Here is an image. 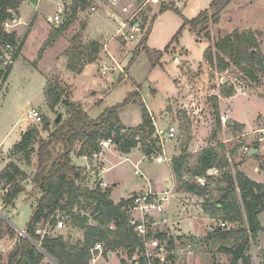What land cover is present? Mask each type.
<instances>
[{"label":"rangeland","instance_id":"1","mask_svg":"<svg viewBox=\"0 0 264 264\" xmlns=\"http://www.w3.org/2000/svg\"><path fill=\"white\" fill-rule=\"evenodd\" d=\"M27 1L28 3L26 2L22 7V15L18 10L19 17L15 19L17 23L14 19L6 22L12 25L10 32H16L18 39H25V42L22 55L16 61L14 71L10 75L9 85L7 86L8 91L5 90L0 96V190L5 186L4 174L11 164L18 166L24 173L22 177H19L24 191L16 197L13 205L7 207L6 204L2 205L0 203L3 220L16 232H18L17 230L28 229L41 198V193L33 183L38 164L37 153L32 155L30 162H27L22 155L14 153V147L19 143L21 135L28 131V128H38L41 138L48 140L54 132V125L58 117H61L60 121L68 118L65 105L60 104L55 110H50L48 106L45 89L49 82L53 83L55 80H59L67 93L70 94V100L80 104L92 120L98 119L103 113L114 107H119V118L124 126L138 127L142 123V113L145 107L157 116L164 111V114L158 118V124L161 123L159 126H164L167 130L170 126L175 125L178 128L175 141L177 147L183 150L187 145V148L190 147L189 151L192 145L195 146L194 141H197L198 146L205 145V147L210 142L212 131L209 132L202 125L197 127L198 125L194 121V119H198L199 114L204 116L210 126L209 128L217 130L212 98L214 95H218L222 128L218 131L217 143L223 144L226 151H236L235 156L240 160L249 158L247 155L240 153L246 145H244L245 140L238 137L246 133L244 131L250 130L246 126L243 130H239L233 125L242 122L246 123L250 129L252 127V129H256V124L259 127L264 126V66L255 63V57L258 55L264 56V0H234L222 13L220 23L210 24L200 34L193 33L186 22L193 20L201 12L209 9L214 0H156V3L152 2V4L146 6L143 3L147 0H142V2L125 0V4L130 6V12L124 15H121L120 12L121 5L115 7L108 0H94L90 8L79 14L77 21L70 29L52 47L48 48L41 60H39L41 48L50 35L62 26L67 14L64 12L59 23H50L49 19L55 17L60 9L65 11L67 5L64 4L63 0ZM172 4L178 9L177 11L160 12L162 5L169 6ZM93 8H95V11H93ZM136 12H140L134 18L137 23L135 24L133 21L125 32L127 36L133 35L134 39L126 42L123 38L117 36L120 21L129 22L131 15ZM114 14L118 16L117 20L114 19ZM20 16L25 17L27 21L21 22ZM154 16H156V19L151 23ZM142 24L143 28H140L139 25ZM134 25L139 26V31L135 29ZM149 29L150 33L146 42L147 48L142 49L140 47L138 51L137 47L144 36L147 35ZM235 32L241 34L252 32L259 41V49L251 55L252 63L255 65L253 70L256 76L255 81L238 67L232 65L227 71L221 72L216 68H212L206 61L211 51L212 56L216 57L215 43ZM207 33H209L211 39L207 38ZM92 41H98L102 45L98 61L100 60L103 64H106L109 68L107 72H104L105 67L102 68L100 62L87 66L83 73L79 75L69 71L67 69L66 51L72 46L78 47L82 43L86 45ZM105 46L108 49L110 47L114 59L108 52H105ZM155 51H162L164 54L161 64L153 65L151 52ZM176 58L179 59L180 65L176 63L177 61L174 62ZM123 71L127 74L124 75ZM240 87L244 88V93H238L237 90ZM229 90L233 91L231 105L233 106L234 119L229 118V114L226 113L229 102L222 101L225 100V91ZM137 93L138 95H136ZM181 93L184 95V101L187 97L190 98V101L186 104L193 107L190 114L194 119L182 110L184 104L181 101L183 99L180 100L178 97ZM202 105L204 108H202ZM195 106L199 111L203 109L201 113L198 111L197 116H195ZM167 107L169 108L167 109ZM34 109L40 113L41 123L24 121L28 113ZM45 118L51 122L48 131L42 129L43 119ZM228 121L231 122V126L228 125ZM194 127L196 128L194 129ZM200 133H202L201 136ZM154 134L157 135V131ZM257 135L259 136V134ZM257 135L250 133L247 138L257 137ZM173 145L175 143L172 142L167 148L169 156L173 152ZM80 146L81 143H77L75 147L80 148ZM159 148L160 150L157 152L159 155L166 152L165 147L159 146ZM116 149L113 146L109 150L113 164L125 160V157L117 156ZM51 150L54 158H56L62 153L63 146L57 143L51 147ZM189 151L185 153L189 156V169L190 165L194 169L198 162V155L202 150L197 151L196 154ZM193 151H195V148H193ZM220 154L222 155V153ZM143 156L144 154L141 151H133V155L128 158L134 163L131 161L123 162L108 174L107 178L111 183L110 185L115 184L116 180L119 183L113 196L115 201L129 197L144 185L148 186L145 177L153 179L158 187L172 182L170 173L168 170L166 171V164L142 163L140 169L145 177L136 176L134 167ZM72 157L76 158L74 155ZM236 161L233 160V163L236 164ZM229 165V169H226L224 174L220 172L217 175H210L209 178L207 176L203 177L209 179L207 191L210 197L208 199L198 195L194 199L193 197H187V203L190 202L197 211L209 209L212 212L211 214H214L211 220L205 218L207 222L211 223L213 229L218 225L221 227L222 223H226L229 229L236 227L235 223L226 221L227 216L222 206L221 209L217 207V204L222 201V197L225 195H228L229 202H239L240 194L237 196L236 191H233V189H231L232 194H230L229 178L231 175L234 176V173L231 164ZM262 165H264V160ZM94 170L96 172L97 169ZM185 177L182 182L199 184L196 177L191 178L187 175ZM176 181L175 183L174 180L172 186L174 193H185L186 190L183 188L182 183ZM85 184L95 188L91 183L86 182ZM199 185L201 186V184ZM168 208L169 205L166 207V213H168ZM184 213H186V210ZM243 214L242 212L241 217ZM56 219H58V222L63 220L67 227L58 230L49 223H41L37 226L36 233L42 232L50 237L62 234L66 238L71 237L72 242L84 238V232L70 227L69 220L63 213H58ZM179 220H182L185 232H190L193 235L203 233V230L195 226L194 219L185 220V218H180ZM259 221L263 228L260 237L264 243V212L260 214ZM198 223L200 226L205 225L201 220ZM3 230L5 233L3 240L7 247L13 243V239L8 237V234L6 235L7 227ZM210 231L207 230L202 234L203 236L201 235L197 239L201 243L195 246L193 256L189 258V262L182 264H230L231 257L220 252L222 242L217 241L215 243L206 240L202 243L211 233ZM40 236L42 238V235ZM255 242L256 240H251L250 250L254 247L253 252H251L253 255L252 260L258 264L260 260L257 258L258 250L255 247ZM37 246L40 249V246ZM115 252L120 253V256H127V253L122 250Z\"/></svg>","mask_w":264,"mask_h":264},{"label":"trees","instance_id":"2","mask_svg":"<svg viewBox=\"0 0 264 264\" xmlns=\"http://www.w3.org/2000/svg\"><path fill=\"white\" fill-rule=\"evenodd\" d=\"M67 1L69 3L65 8L67 17L62 26L50 35L41 48L39 60L43 59L48 48L52 47L77 21L79 14L92 6L94 0ZM138 1L142 2V0ZM233 1L214 0L209 9L201 12L186 24H189L193 33L200 34L210 24H219L222 13ZM20 5L21 1L19 0H0V47L6 43H11L14 46L19 43L16 52L17 58L21 55L25 39L19 40L16 32L5 33L3 27L8 20L19 17ZM167 10L177 11L178 9L173 4L162 5L160 12ZM155 19L156 16L151 23ZM143 24L140 25V28H143ZM149 33L150 29L140 41L137 50L140 47L147 48L146 42ZM206 35L208 39H211L209 33ZM259 47V41L254 33L235 32L219 39L215 43L216 57L212 56L211 51L206 61L212 68L221 72L227 71L232 65L238 67L255 81L256 76L253 71L255 65L252 63L251 51L258 50ZM101 51L102 45L98 41H92L86 45L82 43L78 47L72 46L65 53L67 69L75 74H82L86 66L98 61ZM151 55L153 65H157L160 64L164 54L162 51H155L151 52ZM255 61L259 66H264V56L258 55L255 57ZM123 74L127 73L123 71ZM45 95L50 110H55L57 106L63 104L67 107L68 118L58 124L55 123L50 139L43 140L39 129L32 127L22 135L21 141L14 147V153L22 155L27 162H30L32 155L37 153L38 164L33 183L39 189L41 198L27 229L28 238L19 237L18 233L0 216V240L4 242L3 228L5 227H7L6 235L8 234L7 236L11 237L13 241L17 239L13 249L0 257V264H43L46 256H49L57 264H90L91 250L99 243L103 244L105 248L103 253L105 257L118 250L126 252L129 256H132L138 248L143 250L142 240L136 235L130 221V208L133 205V199L115 204L111 199L112 187L107 190H102L99 186L95 189L88 188L82 183L84 170L73 164L72 155L75 153L76 156L91 157L99 154L102 149L101 142L109 139L113 141L121 154H130L140 144H142L146 155L150 156L152 153L158 152L160 149L157 147L158 141L153 139L155 127L150 112L145 107L142 113V123L137 128L128 129L119 118V107L108 110L96 120L90 119L80 104L70 100V94L67 93L59 80L47 84ZM224 96L232 97L233 91H225ZM212 101L216 115V127L219 131L222 128V122L218 97L214 96ZM50 127V120L43 119L42 129L48 131ZM235 127L239 130L244 129V125L241 124H236ZM217 131L213 132L211 138H216ZM57 143L63 146V151L54 158L51 147ZM77 143H81L80 148L75 147ZM218 148L220 147L208 146L199 153L197 161L200 164V174L210 177L209 170L214 169L219 161ZM188 160V155H182L173 160L174 175L182 183L186 192L208 199L207 187H201L197 183L182 182L184 167ZM23 175V171L14 164H11L5 172L3 178L5 185L12 187L5 196L4 203L7 206L13 204L16 197L24 191V187L19 181V177ZM236 181L240 190V201L231 203L228 201V195H225L220 202L227 216L226 221L235 223L236 227L231 229L216 227L202 243L206 240L215 243L222 242L220 252L231 257L230 264H240V262L253 264L249 251L251 240L255 241L263 230L259 216L264 212V184L252 181L241 172L236 174ZM234 191L236 190L234 189ZM242 212L244 214L241 217ZM58 213H63L68 218L70 227L84 232V238L75 242H72L71 237L66 238L62 234L41 238L36 233L37 226L41 223H49L56 228ZM191 241L194 246L201 243L197 239ZM37 245L40 246V249ZM177 261V258H172L173 264H176Z\"/></svg>","mask_w":264,"mask_h":264},{"label":"built area","instance_id":"3","mask_svg":"<svg viewBox=\"0 0 264 264\" xmlns=\"http://www.w3.org/2000/svg\"><path fill=\"white\" fill-rule=\"evenodd\" d=\"M111 5L115 7H120L121 15L129 14L130 12V6L125 4V0H108ZM156 3V0H147L143 4L146 6L147 4ZM93 11H95V8H93ZM64 10H60L55 17L50 18V23H59L62 20ZM140 12H136L135 14H132L131 20L120 21L119 29L117 31V36L124 39L126 42H130L134 39L133 35L127 36L125 34L126 29L129 25L132 24L134 21V18L139 14ZM113 17L117 20L118 16L113 15ZM15 20V19H14ZM13 21V20H12ZM17 23V21L15 20ZM140 26V25H139ZM139 26L134 25L135 29L139 31ZM12 28V25L9 23H5L3 30L5 33H13L10 32V29ZM19 47V43L14 46L11 43H6L2 47H0L1 54H0V92L3 91L4 87L7 85L9 75L14 68L17 57L16 52ZM106 72L109 68L107 66H104ZM105 74V73H104ZM238 93H244V88L240 87L238 90ZM196 108V106H195ZM189 111V110H188ZM203 110H200L199 113H201ZM196 113V112H195ZM198 113V112H197ZM26 121L29 122H36L41 123L42 117L38 111H30L28 115L25 118ZM157 135H153L154 139L158 141L157 147L161 146L164 148L165 143H168L170 141L176 140L177 138V131L178 128L175 125L170 126L166 133H164L161 130H156ZM258 134L260 136L257 138V142L260 145H264V130L258 131ZM165 138H164V136ZM160 136V137H159ZM164 138V139H163ZM113 141L111 139L104 140L101 142L100 146L102 149H109L113 146ZM160 149V148H159ZM243 151L246 154L251 153V148L244 147ZM101 154H95V158H100ZM154 157L156 159L157 163H162L163 161H166V157L163 156V153L160 155L155 152L152 153L150 156L147 154H144L142 159L135 165V174L139 176L140 178L145 177V174L142 173L140 169V165L145 162H150L151 158ZM96 173L98 178L95 182H97L96 187H100L102 190H107L109 187H111L110 183L104 180V175L110 172L111 168L106 167L102 162L98 161V164L95 166ZM218 171L216 169L209 170L208 175H217ZM199 184H201V187H207L208 183L206 179H196ZM198 184V185H199ZM200 186V185H199ZM172 187V186H171ZM169 187L164 192L158 193L151 189L144 190L138 195L134 196L133 198V205L130 208V221L131 226L134 227V231L138 238L142 240L143 243V250H140L139 248L136 250V252L129 256L127 254L126 256V264H142L143 262L145 264H173L172 258H177V262H180L182 259L188 260L194 252V245L189 240H178L174 237L173 234L166 233L162 230V228L166 225L167 220L164 218V215L166 213V207L170 205L172 200L176 199V193H174V188ZM12 187L11 185H6L0 190V203L3 205L5 196L11 191ZM188 196H182L181 198H178L181 204V208L186 210L187 205V198ZM1 209V207H0ZM0 216H1V210H0ZM67 227V224L60 220L56 226L58 230H61L63 228ZM220 227V226H218ZM227 224L222 223L221 228H226ZM38 235H42V238L45 236H48L46 234H43L42 232H38ZM18 236L22 238H28L27 230H18ZM17 239H15L13 242V245H10L9 247L5 246L4 242L0 240V257H3L8 251H10ZM105 252V248L103 244L99 243L96 244L95 247L91 250L92 258L96 259L98 256H102Z\"/></svg>","mask_w":264,"mask_h":264},{"label":"crops","instance_id":"4","mask_svg":"<svg viewBox=\"0 0 264 264\" xmlns=\"http://www.w3.org/2000/svg\"><path fill=\"white\" fill-rule=\"evenodd\" d=\"M21 1V5L19 7V12H20V15H22V7L24 6V4L28 1L27 0H20ZM64 1V4L68 5V1L67 0H63ZM39 2V1H38ZM38 4V3H37ZM38 6V5H37ZM61 10V9H60ZM21 17V22H26L27 20L25 19V17L23 16H20ZM52 18V17H51ZM115 19V18H114ZM19 24H22V23H19ZM112 42V41H111ZM110 42V43H111ZM23 50V49H22ZM105 52H108L109 55L114 59L113 55L111 54L112 51L110 50V47L108 49V47L105 46ZM21 55H22V52H21ZM20 55V56H21ZM19 56V57H20ZM18 60V59H17ZM177 61L176 63L180 65V61L179 59L176 58V60H174V62ZM97 62H100L101 65H102V68L104 66H106V64H103L102 61H97ZM161 64V62H160ZM92 65V64H91ZM16 66V65H15ZM14 66V67H15ZM89 66V65H88ZM182 66V65H181ZM87 67V66H86ZM85 67V68H86ZM85 70V69H84ZM14 71V68L12 69L10 75L13 73ZM107 72V71H106ZM121 72V71H120ZM10 75H9V78H10ZM9 78H8V82H7V85L6 87L3 89V91H1V94L0 96L4 93L5 90H7V86L9 85ZM177 82V80H175ZM8 91V90H7ZM216 97H218V95H214ZM180 98V100H182L184 98V95H179L178 96ZM193 97V96H192ZM223 99V98H221ZM225 100H222V101H227L229 102V106H228V111H226L227 114H229V118H232L234 119L233 117V106L231 105V101L233 100L232 97H225L224 98ZM190 101V98L187 97L186 100L184 101V99L181 101L182 104H184V106H182V110L186 111V113L188 114L189 117L193 118L194 117L190 114V112L192 113L191 111V108L193 107H189L188 104H186L187 102ZM193 102V101H192ZM190 102V103H192ZM169 107H167L168 109ZM202 108H204V106L202 105ZM166 109V110H167ZM196 109V113H195V116H197L199 113H197L199 110L197 109V107L195 108ZM35 110V109H34ZM165 110V111H166ZM189 110V111H188ZM203 110V109H201ZM33 111V110H32ZM150 114H151V117L153 119V125L154 127L156 128L155 129V132L156 130H161L163 131L164 133H166V128L163 126H159L161 123L158 124V118L160 115L164 114V111H162L158 116L157 114L153 113L152 111H149ZM215 114V112H214ZM157 116V117H156ZM231 116V117H230ZM25 121V119H24ZM194 121H196V125H198L197 127H199L200 125H202L203 127L205 126V129L212 131L211 132V137L213 135V132L217 131V130H212L211 128H209L210 126L208 125V123L206 122V119L204 118V116H201V114H199L198 116V119H194ZM237 121V120H236ZM239 122V121H238ZM229 126H231V122H227ZM204 124V125H203ZM233 124V123H232ZM236 124H241V125H244L248 128V130L250 131H244L246 133H243L242 136L238 137V138H243V140H245V144L246 145L245 147H249L251 148V153L250 154H246L244 151H243V148L241 149L240 153L243 154V155H247L249 158H246V159H241L238 158L237 156H235V152L236 151H226L225 150V146H223V144H218L217 143V136L219 134V132L217 131V135H216V138H211L210 137V142L207 144V146L205 147V145H199L198 146V143L197 141H194V144L195 146H191V150L189 151L190 147L187 148V145L186 147L183 149V150H180L179 147H177V143L175 142L176 140H173V141H170L168 142L164 148V150L166 149V152H163V156L166 157V161H163L162 163H157L156 162V159L154 157L151 158L150 160V163H156V164H160V165H163V164H166L167 168H166V171L168 170V172L170 173L171 175V178H172V182L171 183H168L164 186H161V187H158L156 186V183L153 181V179L151 180V178H146L145 177V180L146 182L148 183V186H143L140 190L136 191L135 193H133L132 195H130L129 197H126V198H122L120 199L119 201H115L113 196H114V193H115V189L118 187V180L115 181V184L111 185V187L113 188V192H112V195H111V199L112 201L115 203V204H118L120 203L121 201L123 200H128V199H131L133 198L134 196L138 195L139 193H141L142 191L144 190H153L155 192H158V193H161V192H164L166 189H168L169 187L173 186L174 184V180H175V183L177 182V178L176 176L174 175V172H173V160L174 159H177L179 158L180 156L182 155H186L185 153L187 151L189 152H192V154H196L197 151H201L205 148H207L208 146H213V147H220L218 148L219 149V152L222 153V155L220 154V157H219V161L217 162L216 166L214 167V169H216L218 171V173L220 174L221 173H225L226 169H229L230 165L231 164V168L233 170V173H234V176H230L229 178V183H230V194H232V190L234 191V189L236 190V194L238 196V194H240V190L238 188V184H237V181H236V174L238 172H241L243 173L245 176H247L249 179H251L252 181H255L257 183H260V184H264V165H262V161L264 160V145H260L258 142H257V138L260 136L257 135L258 131H261V130H264V126L263 127H259L257 126L256 124V129H252L253 125H250L252 128L250 129L249 126L246 124V123H236ZM235 124V125H236ZM124 125V124H123ZM233 125V126H235ZM128 129L130 128H137V127H128L127 125H125ZM196 127H194L195 129ZM30 128H28L29 130ZM237 129V128H236ZM254 130V131H253ZM27 132V131H26ZM24 132V133H26ZM249 132V133H247ZM23 133V134H24ZM250 133H253L254 135L256 134V136H252L251 138H247L248 136H250ZM155 135V134H154ZM202 135V133H200V136ZM199 136V137H200ZM165 138V136H164ZM22 139V135H21V138L18 142H20ZM177 139V138H176ZM200 139V138H199ZM247 140V141H246ZM175 143V145H173V152L171 153V155L169 156L167 154V148L168 146L171 144V143ZM115 146V145H113ZM112 146V147H113ZM111 147V148H112ZM116 147V146H115ZM195 148V151H193V148ZM111 148L109 149H101V156L100 158H95L94 155L91 156V157H87V156H76V154L74 153V157L76 158H73L72 157V161H73V164L77 167H80V168H83L84 172L82 174V183L84 185H86L85 183L88 182V183H91L93 185V187L96 188V185H97V182H95L98 178L97 174H95V167L96 166L95 164H98V161L102 162L106 167H110L111 170L114 169L115 167H117V165L119 164H122L123 162H130L131 160L128 158V157H131L133 155V151H136V150H139L141 151L143 154L144 153V150L142 148V146H138L137 148H135L130 154L128 155H125V154H121L117 149H116V153H118L117 156L121 157V158H124L125 157V160H122L120 163H117V164H113V162H111L112 158L110 157L109 155V150H111ZM228 150V149H227ZM120 154V155H119ZM224 154V155H223ZM72 155V156H73ZM256 155H258V157H255ZM141 160V159H140ZM139 160V161H140ZM233 160H237L236 161V164L233 163ZM138 161V162H139ZM132 162V161H131ZM137 162V163H138ZM261 162V163H260ZM134 163V162H132ZM136 163V164H137ZM147 163V162H145ZM141 167V166H140ZM135 168V167H134ZM110 170V172H108L107 174H105L103 177H104V180L107 181L108 183H110V181L108 180V174L111 173L112 171ZM198 172V174H197ZM201 170H200V164L197 162V165H195L194 169L192 168V166L190 165V169H189V165H188V162L187 164L185 165L184 167V177L183 178H186L185 176L187 175V177H196L197 178H203L205 177L204 175L200 174ZM135 173V171H134ZM190 173V174H188ZM195 173V174H194ZM136 175V174H135ZM226 175V174H225ZM137 176V175H136ZM115 177V176H114ZM139 177V176H138ZM203 179H207V183H208V178H203ZM186 182V181H184ZM224 182V181H223ZM221 182V183H223ZM225 183V182H224ZM111 184V183H110ZM209 185V184H208ZM6 186V185H5ZM3 186V187H5ZM88 188L90 189H95V188H92V187H89L87 186ZM176 199L175 201L171 202L170 205H169V208H168V213H165L164 215V218L167 220L166 222V225L162 228L163 231H165L166 233H170V234H173L175 238H177L178 240H189L190 242H192L191 240L192 239H198L204 232H206L207 230H211L210 232H213L214 228L211 226V223L210 222H207V220L205 218H208L209 220H211L213 218L212 215L214 214H211L212 212L209 211V209H204V211L202 209H200V211H197L196 208L189 202L187 203L186 205V213H184V209L181 208V204H180V201L178 198H181L182 196H188V197H194L197 195V194H194V193H190V192H185V193H182V194H179V193H176ZM194 194V195H193ZM199 196V195H198ZM210 196H208L209 198ZM196 198V197H195ZM239 201H240V197H239ZM13 204H11L12 206ZM10 206V205H9ZM221 204L218 203L217 204V207L219 209H221ZM8 207V206H7ZM2 217V215H1ZM198 217V219H197ZM220 217V216H218ZM180 218H185V220L187 219H194L195 220V226L197 228H200L201 230H203V233H201L200 235H193L191 234L190 232H185L184 231V228H183V224H182V220L180 221L179 219ZM199 220L203 221L205 223V225H202L200 226V224L198 223ZM199 227H198V226ZM219 226V225H218ZM217 226V227H218ZM206 228V229H205ZM228 228V227H226ZM18 231V230H17ZM23 231V230H21ZM52 231V230H51ZM18 233V232H17ZM261 234L258 235V239H256V245L255 247L257 248L258 250V257L260 262L258 264H264V243L262 242V238L260 237ZM203 236V235H202ZM14 243V242H13ZM13 243H11V245H13ZM194 245V244H193ZM10 246V245H9ZM254 247L251 248L249 254L250 256L252 255L251 252H253ZM13 249V248H12ZM194 249H195V246H194ZM120 253L118 252H113V253H110L107 257H105V255H102V256H98L96 259H93L90 261V264H126V257L125 256H120L119 255ZM112 255V256H110ZM193 256V255H192ZM191 256V258H192ZM253 255L251 256V259H252ZM190 259L188 260H185L183 259L181 262H178L177 264H182V263H185V262H189ZM253 262V260H252ZM44 264H54L50 259H48L46 257V260L43 262ZM240 264H242L240 262ZM253 264H256L253 262Z\"/></svg>","mask_w":264,"mask_h":264},{"label":"water","instance_id":"5","mask_svg":"<svg viewBox=\"0 0 264 264\" xmlns=\"http://www.w3.org/2000/svg\"><path fill=\"white\" fill-rule=\"evenodd\" d=\"M254 52H255V50H252L251 51V55H253L254 54ZM60 116L58 117V119H57V121H56V123H59L60 122ZM110 256H112V255H110ZM48 259H50L54 264H57L55 261H53L49 256H46Z\"/></svg>","mask_w":264,"mask_h":264}]
</instances>
